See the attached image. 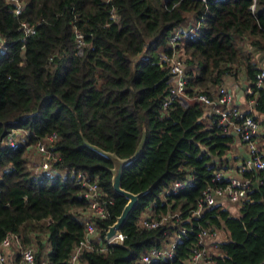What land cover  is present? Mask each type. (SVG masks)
Segmentation results:
<instances>
[{
  "label": "trees",
  "instance_id": "16d2710c",
  "mask_svg": "<svg viewBox=\"0 0 264 264\" xmlns=\"http://www.w3.org/2000/svg\"><path fill=\"white\" fill-rule=\"evenodd\" d=\"M23 1L17 16L11 3L0 0V34L7 46L0 52V243L11 230L23 245L35 247L36 264H72L85 230L80 215L88 205L74 170L97 175L113 198L110 217L95 219L103 241L128 199L114 187L113 158L101 150L128 158L142 145L122 170V187L143 193L121 228L126 238L104 252L84 250L79 264H139L143 253L196 220L226 235L214 264H264V179L241 206L216 204L199 219L139 226L149 207L154 214L180 211L185 217L236 144V135L197 100L185 105L177 97L163 108L170 81L160 53L170 51V33L200 23L178 45L188 95L214 96L223 76L242 63L255 87L248 97L256 98L255 109L264 115V89L255 86L261 66L250 60L254 49L264 53V0H257L254 12L253 0ZM23 19L36 25L26 38ZM76 28L88 43L82 52ZM19 131H25V141H18ZM11 132L14 145L8 142ZM52 132L58 136V171L34 172L27 149ZM187 177L192 182L186 188L166 191ZM196 240L190 230L172 257L152 264H186ZM9 254L8 263L19 264L18 249Z\"/></svg>",
  "mask_w": 264,
  "mask_h": 264
},
{
  "label": "built area",
  "instance_id": "2783aa9c",
  "mask_svg": "<svg viewBox=\"0 0 264 264\" xmlns=\"http://www.w3.org/2000/svg\"><path fill=\"white\" fill-rule=\"evenodd\" d=\"M12 4L15 15L19 16L24 10L23 0H6ZM111 0H107L110 2ZM206 1V0H203ZM257 0H253L250 6L254 12ZM199 22H188L186 26H176L169 35V52H161L160 59L166 61L169 66V93L163 102V108L167 109L175 98H184L197 100L205 106H209L218 116L219 122L226 131L236 133L240 140L246 144L248 159H245L236 168L235 174H232L226 167L217 168L214 171L212 181L206 185L202 191V196L195 207L188 210L184 217L180 211H167L165 213L154 214L149 207L139 218V226L148 229L157 228L166 222H183L199 219L203 216L205 208L216 204L228 203L229 205L241 206L248 200L249 192L264 179L259 172L264 169V145L259 142L261 125L259 120L252 114V108L243 109L234 102V95L230 89L220 83L217 86L216 94L211 96L208 93L200 92L194 96L186 93V60L179 53L178 45L180 39L199 27ZM20 29L23 31L24 38L32 35L36 31V25L23 19L20 21ZM75 39L78 52H82L88 45L85 34L79 29H75ZM7 49L5 39L0 34V52ZM256 88L264 89V66L257 73ZM247 94H253L255 87L247 86ZM181 100V99H180ZM256 103L255 97L249 98V105L252 107ZM13 133L8 136V142L14 145ZM57 133L52 132L39 138L34 143L35 149L40 154V162L30 165L34 172H48L52 170L57 155L53 150ZM56 168V167H55ZM74 174L83 186V195L88 200L87 208L80 215L84 222L85 230L83 237L78 241L71 255L72 264H79V257L86 249L100 252L106 251L111 244L122 243L126 238L121 230L113 237L108 238L105 233V239L99 238V229L95 219H107L110 217V205L113 198L108 196L103 190L99 177L90 175L83 170H74ZM192 182L191 177L175 180L166 191H178L186 188ZM196 225H181L179 230L174 232L168 241L160 246H153L147 252L143 253L139 264H152L159 259L170 258L174 255L177 244L190 230L196 233V243L193 246L186 264H210L214 262L218 254L220 243L223 241L221 230L211 226L203 225L196 220ZM108 228L106 229L107 232ZM100 239V241H98ZM18 249L19 264H36V251L33 245H23L21 237L14 231H8L0 243V264H9V251L13 248Z\"/></svg>",
  "mask_w": 264,
  "mask_h": 264
},
{
  "label": "crops",
  "instance_id": "0c3cea01",
  "mask_svg": "<svg viewBox=\"0 0 264 264\" xmlns=\"http://www.w3.org/2000/svg\"><path fill=\"white\" fill-rule=\"evenodd\" d=\"M252 52L253 53L251 54L250 60L252 62H259L261 67L264 66V53L257 51V49H254ZM239 67L240 68L238 69V72L235 73L234 71V73L224 75L222 78V83H224L228 87V89L232 91L235 103L240 105V107L243 109L252 108V112L254 113V115L258 116L261 119V121L259 120L261 125L259 142H261L262 140H264V115L259 114L256 111L255 105H253L252 107L249 105V97L246 89H244V86H250V80L247 76L244 64H239ZM216 89L217 88H215L214 95L216 94ZM184 100L186 101V99ZM188 103H190V101H187L184 104L187 105ZM235 135L236 144L234 146V149L230 150V152L227 154V161L223 164V167H226L232 174H235L238 165L248 157L246 144L240 140L237 134Z\"/></svg>",
  "mask_w": 264,
  "mask_h": 264
},
{
  "label": "water",
  "instance_id": "95a60500",
  "mask_svg": "<svg viewBox=\"0 0 264 264\" xmlns=\"http://www.w3.org/2000/svg\"><path fill=\"white\" fill-rule=\"evenodd\" d=\"M168 76H169V74H167L165 76V78H167ZM246 87L247 86H244V89H246ZM233 134H236V133H233ZM141 147H142V145H140L137 152L133 156L128 157V158H121V157L117 156L115 153H112L110 151L101 150L103 153H105V154L109 155L111 158H113L114 166L112 167V171H113L114 187L119 193H122L128 199L126 205L124 206L122 213L118 216L117 220L112 225H110L108 227V230L106 232L108 238L113 237L115 234L118 233L119 230H121L125 221L129 217V215L131 214L133 209L136 207V205L139 202L141 195L143 194V193H134L132 191L126 190L121 185L122 170H123L124 165L126 163L130 162L133 158H135L137 156V154L141 150ZM247 159H248V157H247ZM254 186L258 187V182H255Z\"/></svg>",
  "mask_w": 264,
  "mask_h": 264
},
{
  "label": "rangeland",
  "instance_id": "374dc122",
  "mask_svg": "<svg viewBox=\"0 0 264 264\" xmlns=\"http://www.w3.org/2000/svg\"><path fill=\"white\" fill-rule=\"evenodd\" d=\"M193 19V18H192ZM193 23H195L194 22V20L192 21ZM245 49H249V47L247 46V44H245ZM240 67L239 66H235L233 69H234V71H235V73L236 72H238V69H239ZM249 84H251V83H249ZM181 99V101L182 102H184V103H186L187 101H191L190 99H186V101L184 100V98H180ZM259 120L261 121V119L259 118ZM19 134H18V141H25V139H26V133H25V131H19L18 132ZM260 144H261V146H263L264 145V140H262L261 142H260ZM27 157H28V159H29V163H30V165H32V164H34L35 162L36 163H39L40 162V154L38 153V151L35 149V146H34V144H31V145H29V147H28V149H27ZM58 170L55 168V166L53 165V168H52V170H50V172H52V173H56ZM222 238L224 239V238H226V235L225 234H223L222 235ZM34 241H36V244L35 245H38V240H37V238L34 240ZM210 264H214V262H211Z\"/></svg>",
  "mask_w": 264,
  "mask_h": 264
}]
</instances>
